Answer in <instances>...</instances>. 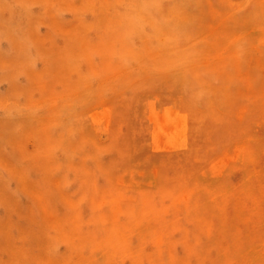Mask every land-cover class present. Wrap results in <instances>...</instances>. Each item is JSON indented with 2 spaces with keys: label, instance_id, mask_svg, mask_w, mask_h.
<instances>
[{
  "label": "rangeland",
  "instance_id": "374dc122",
  "mask_svg": "<svg viewBox=\"0 0 264 264\" xmlns=\"http://www.w3.org/2000/svg\"><path fill=\"white\" fill-rule=\"evenodd\" d=\"M132 1L0 0V264H264V0H177L175 67Z\"/></svg>",
  "mask_w": 264,
  "mask_h": 264
},
{
  "label": "bare ground",
  "instance_id": "6f19581e",
  "mask_svg": "<svg viewBox=\"0 0 264 264\" xmlns=\"http://www.w3.org/2000/svg\"><path fill=\"white\" fill-rule=\"evenodd\" d=\"M176 1L177 0H134L132 2L122 3L124 6L120 9L123 26L127 28L130 35H124L125 38L134 39L140 37L142 39H148L150 45H152L155 50L162 52V54L166 53L170 60L169 65L172 67L181 63V60L178 58L179 56L177 57L173 52L175 44L178 42H175V39L182 36V38L179 39L183 40L184 31L186 30L184 24L185 16L175 10ZM161 35L166 36L167 40L165 42L160 41ZM196 40L198 41L199 39ZM179 52L183 53L184 50ZM184 54L188 55L187 52ZM185 57L183 59H186Z\"/></svg>",
  "mask_w": 264,
  "mask_h": 264
}]
</instances>
